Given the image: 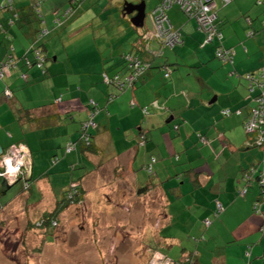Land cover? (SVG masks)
<instances>
[{
  "label": "crops",
  "instance_id": "crops-1",
  "mask_svg": "<svg viewBox=\"0 0 264 264\" xmlns=\"http://www.w3.org/2000/svg\"><path fill=\"white\" fill-rule=\"evenodd\" d=\"M35 1L16 0L21 17L13 27L7 21L11 14L0 10V61L9 53L22 56L35 43L41 25L32 6ZM69 1L46 0L40 6L46 17V38L53 42L60 36L69 65L66 61L57 67L58 55L47 63L46 76L30 70V80L24 81L20 71L13 69L8 76H0V144L4 150L24 144L33 160L31 189L25 191L19 183L18 191L11 194L10 186L0 193V231L6 226L31 229L30 209H38L46 199V208L39 214L52 211L69 183L80 178L91 214L106 212L112 218V225L101 227L103 223L93 222L92 227L114 230V237L120 231L121 241L128 240L127 231L133 230L142 236L144 247L152 243L157 246L154 249L177 261L197 256L195 264H264V216L253 212L260 186L254 182L245 198L238 195L243 172L253 164L264 167V151L247 145L244 115L220 114L223 109L247 104L243 75L264 66L262 2L216 0L223 38L213 42L205 41L206 34L195 18L178 5L172 6L167 14L181 30V42L165 50L162 58L145 54L153 60V67L133 89L120 92L104 82L103 72L125 74L121 56L134 51L142 33L148 32V51H158L161 42L153 35L155 26L148 28L145 19L144 26L135 29L131 18L121 14L117 27L103 19L105 29L94 36L88 8L95 0H82L79 13L71 17L68 13L60 18L63 25H55V14L63 12ZM161 1L151 2L152 10ZM67 33L70 38L64 37ZM219 43L235 49L233 65L216 58ZM45 52L49 53L47 46ZM166 65L172 68L171 78H165ZM232 70L238 75H231ZM6 88L13 92L10 100L4 96ZM91 99L101 108L93 131L94 152L79 147L78 155L74 152L53 164L54 157L61 158L65 144L77 138ZM144 108L149 109L148 114ZM25 110L29 113L24 116ZM144 131L147 137L139 143ZM152 156L157 161L150 173L146 167ZM70 161H79L75 171ZM34 194L37 207L30 203ZM217 198L225 206L219 217L214 216ZM115 208L121 209L120 217L112 215ZM135 213L142 214L144 221L146 216H154L152 233L147 234L143 225L140 235L142 227L132 219ZM206 219L212 220L207 227ZM180 231L186 234H178ZM55 237L52 243L59 239ZM94 237L96 241L107 239L106 235Z\"/></svg>",
  "mask_w": 264,
  "mask_h": 264
},
{
  "label": "rangeland",
  "instance_id": "rangeland-1",
  "mask_svg": "<svg viewBox=\"0 0 264 264\" xmlns=\"http://www.w3.org/2000/svg\"><path fill=\"white\" fill-rule=\"evenodd\" d=\"M140 1L141 0H95V2L92 3L93 5L88 8V10H90L88 16L95 21L93 22V20H90L93 23V29H95L94 36L99 35L105 29V25H103L102 22L103 19V21H109L108 25L113 27L119 25V22L123 19L121 16V6L125 2L139 3ZM144 1L146 4V26L150 28L151 24L153 29L155 22L150 4L154 0ZM114 18H118V20L114 21ZM53 22L54 24L56 23L55 19ZM153 35H155V33ZM64 37L70 38L71 36L67 33ZM49 38L50 37H47L45 39V44L49 50L48 56L50 60L48 63L53 61V57L59 55L60 61L56 63V66H64L67 61L65 57L66 51L61 43L60 36L56 35L53 42H51ZM72 39L74 40L73 37ZM155 40L157 41V39ZM66 65H69L68 61ZM14 167L15 165H13V169H15ZM18 180L19 179H16L12 183ZM76 185L77 187L80 186L79 184ZM72 187L73 186H70V188ZM19 188L20 185L15 184L9 192L12 194L18 191ZM77 194L78 200L73 203L72 201L74 198L70 195L68 201L71 202L68 203L69 205L60 213L56 220L52 219L50 222L46 223L44 219L45 214L42 216L39 214L43 208H46V199H44L42 203L38 205V209L34 211L30 209L31 213L29 212L27 219L29 220L28 222L30 223L31 229L19 231L16 230V227L9 228L7 226L1 229L0 264H153L152 257L156 253H153L154 250L149 249L147 246L150 245L153 248L157 246L146 242L147 246L144 247L140 240L142 236L139 238L137 231H127L129 234V237H127L128 240L121 241L123 237L120 231L119 234H116L117 237H114V235H112V233H116H114V230L108 231L107 229H100L101 227L112 225V218L110 215H106V212L98 213V215L91 214L92 207L89 203L90 199L87 196L85 197L80 191ZM104 200L107 201V199ZM30 201V203L38 202L36 194H34ZM69 206L71 207L68 208ZM32 207L37 206L33 203ZM118 212L119 214H116ZM121 213L120 208H115L112 215L120 217ZM146 217L147 219H145V221L143 220V215L140 213H135L134 217H132L133 221L142 227L139 231L140 235H142L141 231L143 230V225L147 226V234L152 233L150 229H152L154 216L150 215ZM93 222H96V225H99V223H103V225L100 224V228H95V225L92 227ZM81 225H84L85 229L81 230ZM118 228L123 230V225H118ZM180 228L182 227L180 226ZM66 233L69 234V238L65 237ZM177 233L186 234L184 231ZM98 234L103 237L106 235L107 239L103 241L101 237H99V240L97 239L98 241H96V237L94 236H98ZM55 236L59 239H56V241L52 243V239L56 238ZM154 257L157 260V264H164L158 254Z\"/></svg>",
  "mask_w": 264,
  "mask_h": 264
},
{
  "label": "trees",
  "instance_id": "trees-1",
  "mask_svg": "<svg viewBox=\"0 0 264 264\" xmlns=\"http://www.w3.org/2000/svg\"><path fill=\"white\" fill-rule=\"evenodd\" d=\"M44 1H46V0H36L32 5L36 10L38 21L41 24L40 27L37 29L35 43L22 56L13 55V54L9 53L5 59L0 61V68H3L5 66V64H8L10 62L16 63L15 64L16 68H13V70H15V71L19 70L21 73L20 78H22V80H24V81L30 80V77L28 74V72L30 70L38 71L40 73V76H46L48 74L47 63L49 62L50 58H49L48 54H46V52H45V49H46L45 39H46V36L48 34V30L45 29V27H44L45 22H46V19H45L46 17L42 13L41 7H40ZM163 1H161L156 7L161 5L163 3ZM260 1L262 2L263 6H264V0H260ZM6 2H7V0H5L0 5V10L2 12L11 14V16L8 18L7 21H8V25L10 27H13L17 23V21L19 20V18L21 16H19V14L16 12V9H17L16 8V0L12 1V7H13L12 9H9L8 7H6V5H5ZM174 5H178L181 8V10L188 17H191L187 12L184 11V9H182L181 5H179V4L171 5L167 9V11ZM82 6H83L82 0H70L69 6L63 12L59 13L58 15L55 14V16H56L54 18L56 21L55 25H59V26L63 25V23H61V19L63 18V16L69 15V14H66V12L68 10H70V12H69L70 15L68 17H71L73 14L79 13L81 11V9H83ZM123 7H124V4L121 6L122 14H124ZM155 8L152 10V14H153V11L155 10ZM167 11H166V13H167ZM215 12H216L215 25L217 26L218 31L222 32L221 24L218 21L217 8H216ZM128 16L131 18L133 16V14L128 15ZM167 16H168V14H167ZM153 18H154V16H153ZM12 19H14L13 23L11 22ZM168 19L171 23L169 16H168ZM0 26H1V23H0ZM173 27L176 28L174 25H173ZM135 29H137V27H135ZM176 29H178V28H176ZM178 30L181 33V30L180 29H178ZM147 35H148V32L140 34V36L136 39V41L134 43V48H135L134 51L125 53L124 55L121 56L123 62L125 63V67L127 69L126 73L125 74L116 73L113 76H110L107 72H103L102 77H103V80L105 83L112 84V85L116 86L120 92H122L123 90H127V89H133L136 86V84L138 82H140L144 78V76L147 74V72L153 67V60L146 59L144 57V55L145 54H147V55L151 54L152 59L162 58L164 56L165 50L174 48L176 46V44L173 46H164L163 42L158 38V40L161 42L160 43L161 44L160 49L158 51H155L154 54L152 52L150 53V51H148V48H147V44H148V36ZM181 36H182V33H181ZM155 37H156V32H155ZM206 37H207V35H206ZM222 38H223V33H222L221 38L216 37L210 42H213L215 39L221 40ZM205 41H206V39H205ZM180 42H181V38H180V41L178 43H180ZM219 48H221L223 50L230 51L231 56L224 59V60L222 58L220 59L217 56V50ZM215 56L217 59H219L225 65H233L234 64V58H235V49L232 47H227L223 43H219L217 45V48H216V55ZM141 67H143L144 69L139 70ZM13 70H12V68L5 70L4 75L8 76V72L13 71ZM171 71H172V68H170L168 65H166L165 66V74H164L165 78H171ZM22 73H25L27 75V78L21 77ZM230 74L231 75H238L235 70H232L230 72ZM106 76L108 77V80L105 78ZM243 79L246 81L247 87H248V98L246 100V101H248L247 104L245 106H242V107L235 109V110L223 109L220 112V114L222 116H230L232 114L244 115L245 119H244L243 125H244L245 133L248 136L247 145L251 146V147L261 148L264 151V141L261 143L258 142L261 133H263V131H264V124H263L264 122L262 123V120L260 117L262 115L260 114V116H255L257 124H256V128H254V130L249 131L247 129L248 122L250 120L254 119L253 118L254 117V110L256 108H258L257 99H258V97L262 96V93L264 92V85H261L262 83L264 84V66H262L258 70L244 74ZM121 84H123V85H121ZM7 90H10V89L6 88L4 90V96L6 97V99L10 100L13 97V92H12V90H10L11 96L8 98L6 95ZM113 98H114L113 96L109 97V99H113ZM90 105H91V108L88 111L87 118L84 119L83 121H81L79 124L80 129L78 131L79 133H78L77 138L73 139V140H69L65 144L62 156H60L61 158H59L57 156L54 157L53 160L51 161L53 164H55L58 160L62 159L63 157L72 155L74 152H75V154L78 155L79 147L83 151L94 152V144H93V134L94 133H93V131L97 128L96 118H97V115L100 112L101 108L99 107V104L94 99L90 100ZM27 111L28 110H25L24 112H22V114L25 116V114L29 113ZM143 112H144V114H148L149 109L144 108ZM22 118L23 117L20 116V119H22ZM146 134L147 133H145V131H144L142 134L139 135V143L143 142L146 139V137H147ZM199 136L203 140L207 139L202 134H200ZM13 145H24V144H12L11 146H13ZM72 145L74 146V148L71 151H68V148ZM11 146H9V147H11ZM7 149H5L4 151H6ZM31 159H32V154H31ZM31 161H33V160H31ZM156 161H157L156 157L152 156L150 158L149 162L147 163V167H146L148 172H150V173L153 172V165ZM70 165H71V169L75 171L76 166H79V161H75V162L70 161ZM150 166L152 167L151 170H149ZM31 170H32V165H31ZM31 173L32 172H30V174L27 176H25V175L21 176V178L17 182L11 183V184H8L7 181H3V179H0V193H2L6 188L13 186L15 184H19V183L23 184V189L25 191L30 190L31 186H32ZM247 176H249L250 178L247 179ZM79 181H80V178L77 180H73L72 182L69 183V185H68V187L64 193V196H63L64 198L60 202H58V204L55 206V208L52 211H49L44 215V219H45L46 223L50 222L52 219L56 220V218L60 215V213L63 212V210L67 207V205H69L68 203L71 202V201H68L70 199V195L74 198V200L72 201V203H73L74 201L78 200V194L77 193H79V191H80V193L83 194L81 183ZM242 182H243V186H242V188H240L238 190V195L241 198H245L247 196V194L249 193V189L254 182H256L260 186L259 196L256 199V201L253 203V212H254V214L264 216V210H263V206H264V167H263L262 163L257 164V165L253 164V165L249 166L243 172ZM72 183H77L80 186H78L76 189L70 188ZM68 188H70V189H68ZM245 189H246V193L243 195L242 192ZM69 190H70V192H69ZM218 202L221 203V205H222L221 210L218 209ZM214 204H215L214 216L219 217L225 211V206L223 205L221 200L218 198L215 200ZM0 208H1V205H0ZM206 220H209L210 224L212 223V220H210V219H206ZM206 220H204V224L207 227L210 224L207 225L205 223ZM195 240H197V238ZM149 249H153L154 250L153 253L158 252V253L162 254V256L165 258V261H169L172 264H195L197 262V256L190 257L186 261L181 262V261L175 260L174 258H172L171 256H169L165 253H162L159 250L154 249L151 246H149ZM247 256H250V253H248Z\"/></svg>",
  "mask_w": 264,
  "mask_h": 264
},
{
  "label": "built area",
  "instance_id": "built-area-1",
  "mask_svg": "<svg viewBox=\"0 0 264 264\" xmlns=\"http://www.w3.org/2000/svg\"><path fill=\"white\" fill-rule=\"evenodd\" d=\"M12 1L13 0H7L5 3L6 7L9 9H12ZM223 2L227 3L230 0H222ZM173 4H179L181 5L182 9H184L185 12H187L191 17L195 18L198 22L199 29L204 31L207 35L206 42L212 41L214 38L222 37V32H219L217 29V26L215 25L216 20V8H217V2L215 0H164L161 5L155 8L153 11L154 16V22H155V28H156V37L159 38L164 46H173L177 44L180 41L181 33L178 29L174 28L173 25L170 23L168 16H167V9L173 5ZM70 10L66 12L68 14ZM65 14V15H66ZM16 16V15H15ZM11 22H14V19L11 20ZM233 53V52H232ZM217 56L221 59H226L231 56V52L228 50H223L219 48L217 50ZM16 63L10 62L8 64H5L3 68H0V76L4 75L5 70L10 68H16ZM144 69L141 67L139 70ZM21 77L27 78V75L25 73H22ZM108 80V77H105ZM123 85V84H121ZM261 85H264L263 83ZM6 95L9 98L11 96L10 90L6 91ZM258 108L254 110V119L250 120L247 125V129L249 131L254 130L256 128V117L255 116H262L261 120L262 123L264 122V92L262 93V96L258 97ZM264 124V123H263ZM264 141V131L261 133L258 142L261 143ZM74 148V146H70L68 148V151H71ZM30 150L24 146V145H13L9 147L6 151H4L2 155V159L0 162V166L2 170L0 171V179H3V181H7L8 183H12L16 179H20L21 176L29 175L31 172V165H32V159ZM13 165H15V169H13ZM151 166L149 167V170H151ZM250 177L247 176V179ZM77 183H72V188L76 189ZM246 193V189L243 190L242 194L244 195ZM222 205L218 202V209L221 210ZM205 223L208 225L210 224L209 220H206ZM158 254L159 258L161 257V261L164 262V264H172L169 261H165V258L160 253ZM155 254V255H156ZM154 255V256H155ZM153 256V264H157V260Z\"/></svg>",
  "mask_w": 264,
  "mask_h": 264
},
{
  "label": "water",
  "instance_id": "water-1",
  "mask_svg": "<svg viewBox=\"0 0 264 264\" xmlns=\"http://www.w3.org/2000/svg\"><path fill=\"white\" fill-rule=\"evenodd\" d=\"M123 12L125 15H131V22L135 27L144 26L146 19V4L144 0H141L139 3L125 2L123 7ZM135 13V14H134ZM4 153V148L0 144V162L2 155ZM2 170L0 166V171Z\"/></svg>",
  "mask_w": 264,
  "mask_h": 264
},
{
  "label": "flooded vegetation",
  "instance_id": "flooded-vegetation-1",
  "mask_svg": "<svg viewBox=\"0 0 264 264\" xmlns=\"http://www.w3.org/2000/svg\"><path fill=\"white\" fill-rule=\"evenodd\" d=\"M135 14V13H134ZM153 259V258H152Z\"/></svg>",
  "mask_w": 264,
  "mask_h": 264
}]
</instances>
